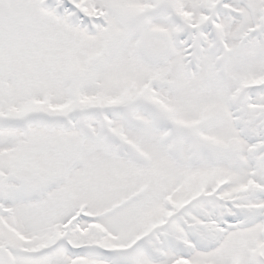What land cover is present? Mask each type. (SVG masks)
<instances>
[{
  "label": "snow or ice",
  "instance_id": "obj_1",
  "mask_svg": "<svg viewBox=\"0 0 264 264\" xmlns=\"http://www.w3.org/2000/svg\"><path fill=\"white\" fill-rule=\"evenodd\" d=\"M0 264H264V0H0Z\"/></svg>",
  "mask_w": 264,
  "mask_h": 264
}]
</instances>
